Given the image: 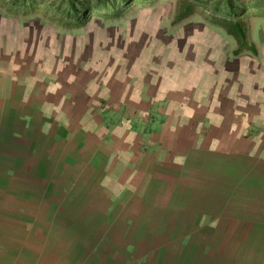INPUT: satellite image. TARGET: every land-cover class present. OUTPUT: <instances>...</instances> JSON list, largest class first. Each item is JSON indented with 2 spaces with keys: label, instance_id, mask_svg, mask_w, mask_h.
Here are the masks:
<instances>
[{
  "label": "crops",
  "instance_id": "obj_1",
  "mask_svg": "<svg viewBox=\"0 0 264 264\" xmlns=\"http://www.w3.org/2000/svg\"><path fill=\"white\" fill-rule=\"evenodd\" d=\"M4 42L0 264H264L260 73Z\"/></svg>",
  "mask_w": 264,
  "mask_h": 264
},
{
  "label": "rangeland",
  "instance_id": "obj_2",
  "mask_svg": "<svg viewBox=\"0 0 264 264\" xmlns=\"http://www.w3.org/2000/svg\"><path fill=\"white\" fill-rule=\"evenodd\" d=\"M202 1L207 4L195 0L143 2L124 10L121 18L89 16L82 28L68 30L51 20L49 11L42 7L30 15L10 14L0 0V42L31 40V51L37 53L42 41L60 46L77 40L88 44L79 54L86 63L100 57L127 68L141 58L147 63L148 73L161 66L168 72V66L174 64L184 77L195 73L197 77L207 75L227 82L242 73L264 77V7L252 6L258 0H235V10L225 16L219 13L224 10L209 6L219 3L218 7L224 0ZM243 45H254L256 53Z\"/></svg>",
  "mask_w": 264,
  "mask_h": 264
},
{
  "label": "trees",
  "instance_id": "obj_3",
  "mask_svg": "<svg viewBox=\"0 0 264 264\" xmlns=\"http://www.w3.org/2000/svg\"><path fill=\"white\" fill-rule=\"evenodd\" d=\"M155 0H1L3 7L10 14H25L30 15L35 9L42 7L45 11H49L52 16L51 20L57 22L60 26L66 29L82 28L88 21V17L98 16L104 20H113L121 18L124 10H128L133 5H141L140 3L153 2ZM202 5L207 4L202 0H195ZM222 5L212 3L209 6L222 9L224 12H219L222 15L229 16L235 10V0H224ZM253 7H264L263 1H256L252 4ZM253 54L256 53L254 45H243ZM236 50L235 53H238Z\"/></svg>",
  "mask_w": 264,
  "mask_h": 264
}]
</instances>
